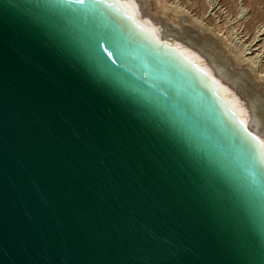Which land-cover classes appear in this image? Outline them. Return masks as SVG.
Wrapping results in <instances>:
<instances>
[{
    "label": "water",
    "instance_id": "obj_1",
    "mask_svg": "<svg viewBox=\"0 0 264 264\" xmlns=\"http://www.w3.org/2000/svg\"><path fill=\"white\" fill-rule=\"evenodd\" d=\"M33 2L0 0V264H239L203 207L196 159L89 65L168 89L199 145L258 182L211 95L100 4L74 5L107 40L95 49L103 63H85L30 23Z\"/></svg>",
    "mask_w": 264,
    "mask_h": 264
},
{
    "label": "snow or ice",
    "instance_id": "obj_2",
    "mask_svg": "<svg viewBox=\"0 0 264 264\" xmlns=\"http://www.w3.org/2000/svg\"><path fill=\"white\" fill-rule=\"evenodd\" d=\"M103 0H34L27 6L30 23L43 27L47 35L56 40L63 49L89 63V57H96V65L102 64L95 49L105 36L89 31L84 23L87 10L75 8V4H100ZM112 7V5H108ZM25 59L31 55L24 52ZM90 75L97 76L114 94L129 102L148 122L163 125L191 153L199 165L195 182L203 207L211 216L226 242L236 254L239 264H264V168H258V157L264 155V140L256 144L243 140L238 147L244 154L245 167L251 169L258 182H250L204 149L193 134L195 125L189 106L168 89L165 95H155L134 84L115 69L104 66L102 71L89 65ZM181 116L183 119H181ZM243 123V121H241ZM251 136V133H248ZM142 264H153L152 257L142 258Z\"/></svg>",
    "mask_w": 264,
    "mask_h": 264
},
{
    "label": "bare ground",
    "instance_id": "obj_3",
    "mask_svg": "<svg viewBox=\"0 0 264 264\" xmlns=\"http://www.w3.org/2000/svg\"><path fill=\"white\" fill-rule=\"evenodd\" d=\"M185 1L184 4L179 0H103L100 5L128 33L157 54L164 55L196 81L211 95L225 120L244 141L255 145L253 137L264 140V83L260 82L264 78V68L255 70V57L247 58L240 46H233L232 50L229 47L233 34L230 35L231 22L235 20L238 29H242L244 22L239 20L243 19L241 15L246 9L234 4V18L231 19L226 11L223 24L216 23L215 19L204 23V14L219 9V2ZM234 2L228 0V3ZM193 10L196 13L191 15ZM236 16L241 19L237 21ZM261 29L264 34V22ZM254 51L264 52V38ZM258 162L264 168V155L258 157Z\"/></svg>",
    "mask_w": 264,
    "mask_h": 264
},
{
    "label": "rangeland",
    "instance_id": "obj_4",
    "mask_svg": "<svg viewBox=\"0 0 264 264\" xmlns=\"http://www.w3.org/2000/svg\"><path fill=\"white\" fill-rule=\"evenodd\" d=\"M184 1L185 0H179V3H183ZM236 1H237V3H236ZM263 1L264 0H257V1L256 0H235V2L232 4V3H228V0H216V3L219 2V4L217 6L218 7L220 6V8H219L220 11H219V9H216L213 12H207L205 14H208V15L204 14V16H206V17L203 18V22L204 23L207 22L208 20L214 21V19H215L216 23L219 22V23L223 24V22H224L223 20H225L224 18L227 15L226 11H228L230 13L229 17L231 19L235 17L234 16L235 8H233L234 4L238 5L237 7H239V8H245L246 12L241 15L243 19L241 21L239 20V22H242V21L244 22V24L242 25V29H238V27L234 23L235 20L234 21L232 20V22H231V23H233L232 24L233 26H231V28L233 27V30L230 32V35L232 33L233 34L231 35L232 36V40H231L232 43H231V45L229 47L232 50L233 46L237 47V45H238V46H240V48L242 49L244 54L247 56V58H248V56L249 57L250 56L255 57V60H254V61H256L255 70H257V68L258 69L264 68V65H263L264 64L263 63L264 62V52L262 53V51H261V53H260V51H257V52L254 51V49H256V47L261 44V42L263 41V38H264V34H261L262 33V31H261L262 30L261 29L262 23L264 22V2ZM185 2H184V4H185ZM191 9H193V8H191ZM195 10L197 11V9H195ZM195 10H193L191 15L196 13ZM223 14H224V16H223ZM236 18H237V16H236ZM238 19H241V18H237V21H238ZM204 20H206V21H204ZM220 20H222V21H220ZM226 25L229 26L228 23ZM243 27H244V30H243ZM254 28H255V30H254ZM257 29H259V30H257ZM257 32H259V33L257 34ZM255 35H256V37H255ZM242 37H244V38H242ZM254 38L257 39V40H254ZM235 47H234V49H235ZM260 82L263 84L264 83V78H263V81H260Z\"/></svg>",
    "mask_w": 264,
    "mask_h": 264
}]
</instances>
